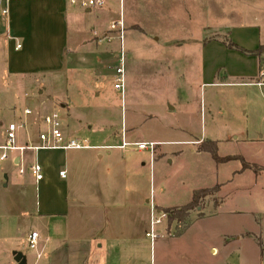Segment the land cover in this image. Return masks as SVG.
I'll return each instance as SVG.
<instances>
[{"label":"crops","instance_id":"obj_1","mask_svg":"<svg viewBox=\"0 0 264 264\" xmlns=\"http://www.w3.org/2000/svg\"><path fill=\"white\" fill-rule=\"evenodd\" d=\"M151 1L152 5L161 3L163 21L168 22L163 27L166 39L161 43L169 75L175 73L179 79L183 78L187 67L191 79H200L203 73L215 79L217 73L225 69L229 83L224 81L221 85L254 88L264 98V87L256 85L259 56L229 49L227 41L219 39L217 33L211 35V27L206 24L200 28L205 36L197 39L195 26L191 28L193 24L183 23L179 17L180 12L187 11V0ZM195 1L189 0V3L195 5ZM147 4L148 0H105L102 8L83 9L62 0H0V144L5 140L8 125L17 123L25 124L19 134V145H38L39 131L45 129L43 117L58 113L56 100L59 98L60 107L67 116L62 119L67 138L80 139L90 147L14 152L10 160L0 164V255L7 256L8 264H28L26 248L30 249L28 241L32 233L39 235V246L34 250L37 254L35 264L39 260L42 264H152L153 247L169 221H162L157 238L151 240L147 234L153 211L183 207L192 201L196 190L219 185L191 188L190 202L185 205H169L164 185L161 188L163 197L154 194L153 198L151 189L157 148L164 143L186 144L187 151L200 159L214 160L210 153L198 151L201 143L207 140L149 141L141 132H135L136 121L127 118L122 122L121 131L111 125L94 131V123L79 120L77 106L70 98L74 84L89 77L90 70L104 66L108 70L112 66L114 70L118 64L121 42L119 33L110 30L114 22L124 23V46L127 40L130 44L133 37L149 35V29L140 21L148 11ZM2 9L8 13L3 14ZM185 17L195 20L190 13H185ZM249 31L248 28L227 29V40L245 50H257L264 45L260 32H257V41L253 40L249 46L243 38L248 37ZM219 55L228 57L229 69L218 67ZM238 78L241 81H232ZM58 88L64 95H58L61 94ZM255 91L249 90V93ZM177 100L178 105L167 103L170 110L175 111L181 105L182 101ZM21 103L25 106L18 110ZM26 110L32 111V115H26ZM74 119L79 121L74 124ZM82 127L85 130L82 131ZM229 140L248 148L246 154L234 152L229 156L242 157L248 164L261 168L258 173L252 169L241 171L242 162L231 161L229 185H235L237 192L260 191L264 183V131L258 137L246 132L241 139L235 133ZM123 142L155 143L156 147L152 155L150 150L134 146L122 149ZM173 155H168L169 163H173ZM35 163L43 168L44 178L40 182H36L29 169ZM21 169L24 174L20 173ZM61 172H65V177ZM33 189L35 197L28 202ZM242 202L243 210L260 221L261 206L246 197ZM20 231L22 237H26L25 249L15 240ZM187 234H170L169 237L177 241ZM236 238L238 241L256 239L249 231ZM228 243H223L222 250L210 247V253H223L224 259H231L235 253L226 248ZM262 244L261 241L259 247L255 244L254 254L245 257L247 264H257L258 260L262 263ZM240 253L238 248V259ZM18 255L22 256L20 262L16 261ZM155 264H160L157 257Z\"/></svg>","mask_w":264,"mask_h":264},{"label":"rangeland","instance_id":"obj_2","mask_svg":"<svg viewBox=\"0 0 264 264\" xmlns=\"http://www.w3.org/2000/svg\"><path fill=\"white\" fill-rule=\"evenodd\" d=\"M148 1V11L140 21L149 29V35L133 37L132 42L129 44L127 40L124 46V91L117 90L114 86L117 65L114 70L111 66L110 71L106 69L107 66L90 70L89 77L75 83V88L69 94L77 106L79 120L94 123L92 124L94 131L101 127L107 128L109 125L121 131L122 122L127 118L136 121L135 132H141L149 141L210 140L217 142L221 157L234 152L246 154L248 152L246 145L229 139L235 133L241 139L246 132L258 137L259 133L264 131V98L254 88L221 85L220 83L224 81L229 83V74L225 69L220 70L215 79H209L210 77H206L204 73L200 79H191L187 67L183 78L179 79L175 73L169 75L165 68L166 53L162 50L161 43L166 39L163 27L168 22L163 21L165 16L161 3L152 5V1ZM186 2L187 11L180 12L179 17L181 22L193 24L191 28L195 26L194 33L197 39L205 36L200 28L206 24L211 27V35L217 33V37L224 41H228L227 29L248 28L250 29L248 37H243L247 39V45L251 46L253 40L257 41V32H260V40L264 44V0H196L195 5L190 4L189 0ZM185 13H190L193 17L191 19L195 17V20L189 21ZM158 37L159 40H156ZM102 50L104 52V49ZM104 56V61L107 62V57L105 54ZM259 58L260 64L264 62V53ZM218 62L219 68L229 69L228 57L222 58L219 55ZM232 81L237 82L241 79ZM249 90L256 93H249ZM58 92L61 93L58 95H64L60 88ZM177 99L182 101L181 105L175 111L170 110L167 103L171 101L172 104L178 105ZM56 101L58 107L56 111L65 120L67 116L60 107V99ZM19 106L18 110H23L25 103ZM79 120L74 119V124ZM83 124L86 128L85 122ZM83 127L82 131L85 130ZM28 130L33 133L32 129ZM187 148L186 144L180 143H164L157 148L151 189L153 198L154 194L163 197L166 193L168 204L185 205L190 202L188 196L191 188H210L219 183L220 190L216 197L219 203H222L215 208V197H207L202 201L204 209L192 211L186 224L178 226L175 222L168 227L165 223V232L160 234V239L153 247L152 263L155 264L157 257L160 264H244V262L247 264L245 257L254 254L255 244L257 247L259 241L264 244V183L260 191L237 192L235 185H229L230 162L217 163L205 157L200 159L187 151ZM171 153H174L173 163L168 162V155ZM163 185L164 194L161 191ZM34 197L33 189L27 198L28 202ZM245 197L261 206L260 221L243 210L245 207L242 201ZM200 213L204 217H200ZM166 219L168 221V216ZM183 231L188 233L184 239L177 241L170 239V234L173 236ZM246 231L252 232L256 239L243 238L238 241L236 237ZM22 233L20 231L17 234L19 238L15 240L24 248L27 246L26 237H22ZM227 241L229 243L226 248L229 252L235 253L231 259H224L223 253L220 255L210 253V247L215 246L222 250L223 243ZM238 248L241 249L239 259ZM26 250L28 264H35L36 252L28 248ZM26 250L22 249L23 252ZM0 257H2L0 264H8L7 256ZM39 262L41 261L36 264H42ZM257 264H260V260ZM261 264H264V259Z\"/></svg>","mask_w":264,"mask_h":264},{"label":"built area","instance_id":"obj_3","mask_svg":"<svg viewBox=\"0 0 264 264\" xmlns=\"http://www.w3.org/2000/svg\"><path fill=\"white\" fill-rule=\"evenodd\" d=\"M68 2L71 6H79L83 9L102 8L105 5V0H62ZM1 9V5H0ZM3 14H7L8 11L2 9ZM110 30L112 32L117 31L121 42V51L118 55V64L116 67V79L115 89L124 91L125 86V70H124V23L114 22ZM20 47V46H18ZM259 87H264V62L260 64L259 68V80L256 82ZM1 103V99H0ZM26 115H32V111L26 110ZM44 124V130L39 131L38 145L26 144L24 146L19 145V134L24 129L25 124L18 125L17 123H10L5 132V140L0 144V164L11 159V155L14 152L24 153L26 151H39L49 149H68V150H83L90 148L82 140L67 138L65 133V125L59 113H50L45 115L42 120ZM127 146H134L140 150H150L151 154H154L156 144L155 143H135L129 144L123 142L120 147L122 149ZM30 172L35 178L36 182H40L44 178L43 168L39 163H35L30 166ZM21 174H24V169L20 170ZM61 176L65 177V172H61ZM168 214L165 212L153 211L150 230L147 234L151 240H155L159 234L158 226L163 220H166ZM30 250H37L39 246L38 233H32L29 237ZM153 264V263H152Z\"/></svg>","mask_w":264,"mask_h":264},{"label":"trees","instance_id":"obj_4","mask_svg":"<svg viewBox=\"0 0 264 264\" xmlns=\"http://www.w3.org/2000/svg\"><path fill=\"white\" fill-rule=\"evenodd\" d=\"M227 46L229 49L239 51L243 54L249 55V56H261L264 53V45H261L258 50L256 51H248L245 50L236 44H234L231 41H227ZM199 152H207L210 153L213 159L217 163H226V162H231L235 160H239L242 162V170L245 171L247 169H252L255 173H258L261 171V168L258 166H252L248 164L247 162L244 161L242 157L239 156H226V157H221L219 156L218 153V146L215 141H204L201 143V146L198 150ZM220 190V186L217 185L213 188L210 189H201V190H196L193 193V198L192 201L183 207L180 208H172V209H166L164 212L168 214V225L169 227L172 226L175 222L178 223V226L186 224V221L190 219L191 212L194 210H197L198 208H201L202 210L204 209L203 206V199L207 197H215L214 202H215V208H218L221 203L217 200L216 195L218 194ZM200 217H204L202 213H200ZM184 232V231H183ZM183 232H179L177 235H181Z\"/></svg>","mask_w":264,"mask_h":264},{"label":"water","instance_id":"obj_5","mask_svg":"<svg viewBox=\"0 0 264 264\" xmlns=\"http://www.w3.org/2000/svg\"><path fill=\"white\" fill-rule=\"evenodd\" d=\"M21 260H22V256L21 255L16 256V261L17 262H20Z\"/></svg>","mask_w":264,"mask_h":264}]
</instances>
